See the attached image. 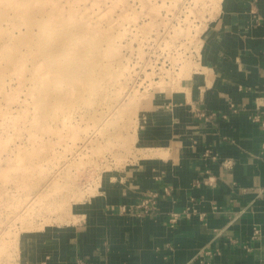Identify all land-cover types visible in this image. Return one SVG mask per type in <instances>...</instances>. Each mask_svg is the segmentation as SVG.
Wrapping results in <instances>:
<instances>
[{
  "label": "rangeland",
  "instance_id": "1",
  "mask_svg": "<svg viewBox=\"0 0 264 264\" xmlns=\"http://www.w3.org/2000/svg\"><path fill=\"white\" fill-rule=\"evenodd\" d=\"M218 10L219 0H0V264L132 165L149 102L189 91Z\"/></svg>",
  "mask_w": 264,
  "mask_h": 264
},
{
  "label": "crops",
  "instance_id": "2",
  "mask_svg": "<svg viewBox=\"0 0 264 264\" xmlns=\"http://www.w3.org/2000/svg\"><path fill=\"white\" fill-rule=\"evenodd\" d=\"M204 29L189 91L149 102L132 165L15 263L264 264V0H219Z\"/></svg>",
  "mask_w": 264,
  "mask_h": 264
},
{
  "label": "bare ground",
  "instance_id": "3",
  "mask_svg": "<svg viewBox=\"0 0 264 264\" xmlns=\"http://www.w3.org/2000/svg\"><path fill=\"white\" fill-rule=\"evenodd\" d=\"M188 66V67H187ZM187 66H185V68H187V69H182L181 70V72L179 73V75H181L180 77H183V78H181V79H184V74H187V71H189V70H191L190 68L192 67H190L189 68V65H187ZM193 67L195 68V69H198V64H196V62L194 61V63H193ZM179 78V77H178ZM180 79V80H181ZM164 159V158H163ZM111 179V178H110ZM101 187H103V185H101ZM61 221V220H60ZM37 231H41V230H38L37 229ZM26 235V238L28 237V234H25ZM23 238L22 239V242H21V246H20V251L18 252L19 254H18V256L20 257V259L21 260H24V259H22V256H23V254H22V251H24L25 253H24V255L27 253V252H29V256L31 255V254H33V250L35 249V246H34V243H33V238ZM13 244V243H12ZM7 245V244H6ZM12 256V255H11ZM36 261L35 260H33L32 261V263H35ZM12 264V263H11ZM13 264H18V263H15V262H13Z\"/></svg>",
  "mask_w": 264,
  "mask_h": 264
},
{
  "label": "built area",
  "instance_id": "4",
  "mask_svg": "<svg viewBox=\"0 0 264 264\" xmlns=\"http://www.w3.org/2000/svg\"><path fill=\"white\" fill-rule=\"evenodd\" d=\"M156 203V195L155 194H149L146 198H144L140 204H138L136 207H132L130 210L136 214H146L148 212H151L155 208ZM254 233L257 232V228H254Z\"/></svg>",
  "mask_w": 264,
  "mask_h": 264
}]
</instances>
